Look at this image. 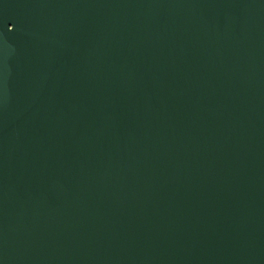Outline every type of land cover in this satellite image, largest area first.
Returning a JSON list of instances; mask_svg holds the SVG:
<instances>
[{
	"label": "water",
	"instance_id": "water-1",
	"mask_svg": "<svg viewBox=\"0 0 264 264\" xmlns=\"http://www.w3.org/2000/svg\"><path fill=\"white\" fill-rule=\"evenodd\" d=\"M0 137L264 215V0H0Z\"/></svg>",
	"mask_w": 264,
	"mask_h": 264
}]
</instances>
